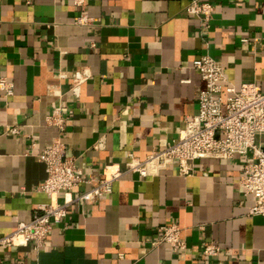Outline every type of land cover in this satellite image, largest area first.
I'll use <instances>...</instances> for the list:
<instances>
[{
	"label": "crops",
	"instance_id": "0c3cea01",
	"mask_svg": "<svg viewBox=\"0 0 264 264\" xmlns=\"http://www.w3.org/2000/svg\"><path fill=\"white\" fill-rule=\"evenodd\" d=\"M191 1L0 0V77L13 84L0 97V236L48 201L45 145L60 140L64 156L97 176L175 138L203 87L194 59L213 57L226 84L264 89V0H196L214 5L206 27ZM81 14L91 25L74 22ZM79 69L89 77L74 86ZM56 106L62 129L46 121ZM242 158L195 159L190 175L126 173L109 193L71 204L38 249L0 251V264H264V219L249 215L252 197L237 183ZM166 223L185 249L158 240ZM207 242L217 255L203 254Z\"/></svg>",
	"mask_w": 264,
	"mask_h": 264
},
{
	"label": "built area",
	"instance_id": "2783aa9c",
	"mask_svg": "<svg viewBox=\"0 0 264 264\" xmlns=\"http://www.w3.org/2000/svg\"><path fill=\"white\" fill-rule=\"evenodd\" d=\"M82 5L83 0H73ZM190 7L198 15L204 27L208 26L214 5L209 2L192 0ZM76 24L89 26L91 18L81 14L74 18ZM203 87L197 89V111L184 118L177 136L167 142L162 149L154 150L145 159L129 156L125 168L113 167L95 176L86 174L74 163L72 157L63 155V144L53 141L41 150L39 160L44 164L45 178L39 186L48 201L37 205L29 221H19L15 229L0 236V251L34 243L38 249L46 240L53 223L61 222L67 216V208L79 201L96 200L111 191L112 183L126 173H136L140 177L158 175L162 170L174 166L180 175L193 173L191 162L195 159L213 158L232 161L242 158V168L237 183L243 196H251L249 215H259L264 219V89L257 82H244L238 87L226 84V75L213 57L203 55L192 61ZM88 73L79 69L72 79L73 85L83 83ZM13 94V84L0 77V97ZM61 107L56 106L47 117L49 125L62 129L64 121L60 115ZM12 134L17 130L12 129ZM83 186L76 197L58 202L57 196L64 191ZM158 240L168 244L172 253L185 249L186 244L180 236V228L175 223H166L158 228ZM218 245L207 242L203 254L217 255Z\"/></svg>",
	"mask_w": 264,
	"mask_h": 264
}]
</instances>
